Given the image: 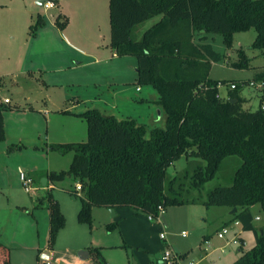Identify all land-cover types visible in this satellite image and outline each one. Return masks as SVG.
<instances>
[{"label": "trees", "instance_id": "obj_1", "mask_svg": "<svg viewBox=\"0 0 264 264\" xmlns=\"http://www.w3.org/2000/svg\"><path fill=\"white\" fill-rule=\"evenodd\" d=\"M156 17H161L156 24L140 36L134 35L136 27ZM109 18L111 49L119 57L136 58L137 83L157 90L166 127L153 129L147 138L145 127L134 120L104 117L100 111L89 109L78 115L87 124L85 142L50 146L60 155L72 153L73 159L67 171L49 172L47 184L72 178L81 186L78 221L82 224L92 226L94 208H129L158 217L160 206L165 210L200 202L186 198L214 179L226 159L236 157L240 165L232 184L215 188L201 203L237 209L232 222L238 221L243 231L254 233L255 246L233 264H264V229L254 227L250 211L259 205L264 213V89L260 108L245 111L239 89L246 83L236 85L224 99L219 90L224 81L187 73L196 67L199 54L219 60L210 46L194 44L196 33L220 34L231 48L235 34L254 29L252 48L264 55V0H109ZM67 23V19L62 22V15L56 17L59 28H66ZM42 24L45 20L39 14L33 34ZM240 56L237 66H247L245 53ZM261 81L264 83V72L255 80ZM6 108L0 98V142L5 140ZM182 157L195 158L196 166H189L184 175L168 178V169ZM43 202L50 214L51 248L66 218L51 192ZM117 226L116 220L107 230ZM92 252L100 264H105L98 251ZM0 264H11L10 251L2 243Z\"/></svg>", "mask_w": 264, "mask_h": 264}, {"label": "rangeland", "instance_id": "obj_2", "mask_svg": "<svg viewBox=\"0 0 264 264\" xmlns=\"http://www.w3.org/2000/svg\"><path fill=\"white\" fill-rule=\"evenodd\" d=\"M56 1L59 2L60 0ZM37 2L38 0H0V64L8 66L9 70L13 71L21 69L30 71V76L28 73L20 77H7L0 84V96L3 98L9 97L12 101V106L17 107L13 109L6 108L3 112L7 118L9 117L13 120L11 121L12 123L14 122L22 126L39 125V129L42 128L40 133V140H42L40 149L44 148L46 153V142L49 135L46 117H50L52 114L42 113L41 115H37V118H23L18 113L23 111L24 108L29 109L34 107L39 110L42 104L47 101L54 108L53 106H60L65 103L63 97L71 98L76 96L77 92L83 95L84 89H79V86H74V84L77 85L80 82L79 80L83 79V76L86 75L90 77L94 76L93 81L100 86V89L112 87L114 92L124 88V86L119 84H122L123 80H126L129 84L123 90L125 93L128 91L130 97L136 100H141V96H143V102L137 101L135 105H130L127 108H124L123 104L120 103L115 114L118 119L119 112L124 110L133 114L134 120L137 119L139 123L148 122L152 126H148L150 130L155 128L164 129L166 127V121L159 119V115H165V113L158 104L159 94L152 85H139L137 83V73L131 72V75L127 74L125 76V79L121 77L118 79L107 73L111 69V66L116 63L106 64L105 62L108 59V55L110 56L114 52L110 46L109 0L108 2L107 0L103 2L101 9L96 6L95 11L99 9L97 15L94 13L92 15H83L84 12H87L85 6L90 3L88 0H66L67 7L66 9L62 7L61 11H45L44 6H39ZM39 14L45 17L46 22L38 26L39 29L33 34L37 29L34 27ZM58 15H62V22L67 19L66 28L61 29L51 22L52 18H54L51 16L57 17ZM69 16L72 18L73 26L70 30H66L70 22ZM160 18L156 17L136 27L134 35H142V32L156 24ZM46 25V30L39 35L36 41L32 42L31 40L37 36V32L40 29H44ZM63 32L67 37L69 36L68 38L74 36V39L72 38L73 45L77 46V49L72 48L66 43ZM255 38L256 31L254 29L237 33L234 35L233 46L229 48L220 34L207 33L202 35L196 33L194 44L200 46V48L210 46L219 55V60L213 61L208 55L199 54L195 57L194 63L196 67L189 69L187 71L188 75L194 74L199 79L209 78L215 81H224L226 84L219 88L220 96L224 99L228 98L230 84L243 85L246 83L239 89L240 96L244 100L243 109L250 112L257 111L261 105L262 92L261 89L251 86L250 83L255 82L258 74L264 72V55L260 50L252 48ZM240 53H245L248 60L247 66L242 68L237 66L242 59ZM121 59H123L124 63L130 59L137 63V60L133 57H122ZM78 60L83 62L85 68L74 73L69 72V67H74ZM119 63L121 62L119 61ZM32 71L35 74L33 78H30L32 77ZM112 81L116 82V84L107 86ZM137 87L143 89L142 94L136 92ZM122 92L120 91V94ZM110 106L112 107V105ZM104 113L105 115L102 114L104 117L112 116L110 111ZM152 116L156 117V123H153L152 119L150 121ZM54 119L51 134H53L55 127L58 129L57 133L61 132L62 124L58 120L61 119L60 116H54ZM69 127L67 126V128ZM149 136L150 134H148ZM87 137L88 132L85 139L80 142H85ZM11 147L13 151L26 149V146L22 144H16ZM23 151L19 152L21 154L18 155H27V152ZM54 155L60 161L58 168L67 171L70 167L73 154L60 155L58 152H55ZM195 161L193 157L189 158V160L182 157L168 169V178L172 179L177 175H184V171L189 166H196ZM239 165L240 161L236 157L226 159L214 179L207 182L202 188L192 190L186 198L188 200L197 199L200 202L182 206H168L164 210L163 217L167 220L168 224L165 231L168 235L169 245L165 247L162 245L163 249L157 253L154 264H165L162 260L163 255L166 252H173V257L176 250L182 253V255L185 253L184 257L176 259V262L179 261L181 264H233L244 252L249 251L255 246L254 233L243 230L241 231L243 232L242 236L246 239L245 246L239 249V246L232 243L228 244V241L231 242L235 237H233L232 229L236 226L232 227L231 232L227 236L228 240H226L227 237L225 240L219 239L218 233L225 221L224 217L229 208L206 207L201 203V201L207 199L208 194L215 188L230 186ZM36 174L38 175V173ZM76 186L77 183L72 178L55 183L57 191L68 192L70 198L73 197L72 192L75 191ZM22 189L26 193L24 188ZM78 192L80 195H77V200L82 202V191L78 190ZM252 211L254 216L258 215L261 218V221L254 220V226L264 228V213L260 206L257 205ZM230 223L233 224L234 222ZM158 227L164 230L162 225ZM237 228L239 229L238 226ZM182 231L187 233L186 238L181 236ZM204 236H210L211 242L209 244L205 243ZM214 249L215 251L213 252ZM131 259H133L132 254Z\"/></svg>", "mask_w": 264, "mask_h": 264}, {"label": "crops", "instance_id": "obj_3", "mask_svg": "<svg viewBox=\"0 0 264 264\" xmlns=\"http://www.w3.org/2000/svg\"><path fill=\"white\" fill-rule=\"evenodd\" d=\"M54 1L56 2L55 8L46 9L44 6L45 11H61L62 7L66 9V0H60L59 2L56 0ZM88 1L90 3L85 6L87 12H84L83 15H92L93 13L97 15L99 9L95 11L96 6L101 9V5H103V2L106 0ZM51 17H54L51 22L55 25L54 21L56 20V16ZM43 18L46 22L45 17ZM68 18L70 22L66 30H70L73 26L71 16ZM46 28L47 25L44 29H40L37 32V36L31 41H36ZM63 37L69 46L77 49V46L73 45L74 36H72L73 39L68 38L69 36L67 37L63 32ZM126 57L131 58V56ZM83 58L82 60L84 61ZM121 58L122 57L117 56L114 52L112 55H108V59L105 61L106 64L112 62L116 63L111 66V69L107 73L118 79H120L119 77L125 79V76L127 74L131 75V72L137 73V63H135V61H131L130 59L124 63ZM119 61L121 63H119ZM2 65L3 64H0V84L3 83L4 79L7 77H20L28 73L30 76V71L28 70L25 71L21 69L13 71L9 70L8 66ZM84 68L85 65L83 62L78 60L74 67H69L68 71L74 73ZM31 73L32 77L30 78H33L35 73L34 71ZM93 77L84 75L83 79L79 78L80 82L77 85L74 84V86H79V89H84L82 92L83 95L77 92L76 96L71 98L63 97L65 103L60 106H53L54 108H52L50 102L47 101L42 104L39 110L31 107L29 109L24 108L23 111L18 113L21 114L20 116L23 118H37V115H41L42 113L49 115L55 114L46 117L49 130L46 142V153L44 148H42V150L40 149V143L42 141L40 140V133L42 128L39 129V125L32 124L22 126L14 122L13 124L11 122L13 120L9 117L7 118L3 114L5 140L0 142V243L9 249L11 264H38V255L45 249H49L48 253L52 256V264H100L93 255L92 251L95 250L99 252L105 264H154L157 253L163 249L162 245H164V247L169 245L168 240L162 241L160 239L161 232L168 227L166 219L163 230L158 227L159 224L150 221L147 215L134 212L129 208H117L115 210V217L111 216L110 209L108 208H94L92 226L80 223L78 221V214L82 207V202L77 200V195H80L77 188L75 187V191L72 192L73 197L70 198L68 192L64 193V191H57L55 184H47L45 180L46 175L51 171H64L58 168L60 161L54 155L56 151L50 150V146L52 144L80 142L85 139L87 124L84 119L78 115L89 109H96L103 115H105L104 112L110 111L112 113L111 115L116 117L115 114L120 103L123 104L124 108H127L130 105H135L137 101H144L143 96H141V100H136L130 97L128 91L127 93L123 91L125 86L129 84L126 80H123V83L119 84L124 86V88L114 92L112 87L100 89V86L93 81ZM114 84H116V82L112 81L107 84V86ZM127 89L129 88L127 87ZM120 91L123 92L120 94ZM136 92L142 94L143 89L137 87ZM0 98L10 99L9 97L3 98L2 96H0ZM157 101L159 102V97ZM110 105H112V107ZM10 106H12V101L7 105L8 108H10ZM54 116H60L61 118L58 119L60 124H62L61 132L57 133L58 129L55 127L53 134H51L52 123L55 120ZM118 117L119 120H134L133 114L124 110L119 112ZM152 117L150 121L152 119L153 123H156V117ZM159 119L167 121L166 115L160 114ZM134 121L137 125L145 127L146 137H148V134L152 131L148 129V126H152L148 122L139 123L137 119ZM67 126L70 127L67 128ZM16 144L25 145L26 149L23 150L27 152V155H18L21 154L19 152H24L21 149L19 151H13L11 146ZM21 170L27 172L34 180L35 189L28 194L26 191V193L23 192V186H21L22 183L19 176ZM36 173H38V175ZM48 192H51L58 201L61 211L66 218V225L59 232L56 242L51 248L49 246L50 214L47 205L43 202ZM29 194L30 196L28 197ZM81 198H83L82 192ZM253 208H256V206L250 209L254 220L261 221L260 216H254L252 211ZM231 212L232 209L229 208L219 232L225 224L233 221ZM116 220L118 221L117 228L113 231H108L107 225ZM238 227L239 229L237 226L233 227L232 231L233 237L235 233L238 238H240L241 243H243L242 246H239V249H241L246 245V239L242 236V226L238 225ZM254 227L257 229H264L263 227H256V225ZM204 237L205 243L209 244L211 242L210 236ZM226 240H228V237ZM228 243H230V241H228ZM84 251L88 253V256L86 254H81ZM205 251H207V249H205ZM214 251L215 249L213 252ZM178 253L180 257H184L185 255V253L182 255L179 251ZM131 254L133 259H131ZM177 262L181 264V262Z\"/></svg>", "mask_w": 264, "mask_h": 264}, {"label": "built area", "instance_id": "obj_4", "mask_svg": "<svg viewBox=\"0 0 264 264\" xmlns=\"http://www.w3.org/2000/svg\"><path fill=\"white\" fill-rule=\"evenodd\" d=\"M45 8L46 9H53L55 8V4L53 2H46L44 4ZM251 86H255L257 87L258 89H264V83L261 81V82H251L250 83ZM221 86H224L223 84L220 83L219 85V88ZM235 86L234 84H230L229 86V90H234L235 89ZM222 98V97H221ZM1 102L5 105H9L11 103V100L10 99H1ZM263 109H264V106H263ZM20 181L22 183V186L24 188V190L27 192V193H30L31 191H33V189H35L34 187V180L32 177H30V175L25 172V171H20ZM77 190H80L81 191V186L80 185H77ZM159 216L158 217H154L152 215H149L148 216V219L152 222H155V223H158L159 225H162L164 226V221H163V215H164V209L162 206L159 207ZM229 223L228 225L224 226L223 229L218 233V237L219 239H225L229 233L231 232V229L233 226H238V225H241L240 222L238 221H234L233 224ZM182 237H187V233L186 232H182L181 233ZM234 238L232 239V241L230 243L234 244V245H238V246H242L243 243H241V240L240 238H238V236L236 234H234ZM160 239L162 241H167L168 240V235H167V232L164 230L163 232H161L160 234ZM228 243V244H230ZM49 249H45L43 251H41L38 255V264H52V256L48 253ZM173 255V252H166L163 257H162V260L163 262H165V264H175L176 262V259L179 257V253L176 251L174 253V256L172 257Z\"/></svg>", "mask_w": 264, "mask_h": 264}, {"label": "water", "instance_id": "obj_5", "mask_svg": "<svg viewBox=\"0 0 264 264\" xmlns=\"http://www.w3.org/2000/svg\"><path fill=\"white\" fill-rule=\"evenodd\" d=\"M46 2H49V0H38L37 3H38L39 6H44V4H45ZM236 211H237V209H233L232 212H231V214H232V215L235 214ZM110 213H111V216H112V217H115V216H116L115 209H110ZM163 221L165 222V218H164V217H163ZM176 251H177V250H176ZM177 252H178V251H177ZM81 254H86V255L88 256V253H86L85 251L82 252Z\"/></svg>", "mask_w": 264, "mask_h": 264}]
</instances>
